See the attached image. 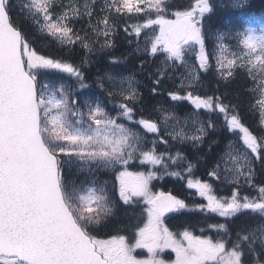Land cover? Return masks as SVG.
Segmentation results:
<instances>
[{"label": "snow or ice", "instance_id": "6c2138e0", "mask_svg": "<svg viewBox=\"0 0 264 264\" xmlns=\"http://www.w3.org/2000/svg\"><path fill=\"white\" fill-rule=\"evenodd\" d=\"M251 8L0 0V264H264V17ZM219 13L229 22L213 27ZM172 178L188 196L157 190Z\"/></svg>", "mask_w": 264, "mask_h": 264}, {"label": "trees", "instance_id": "16d2710c", "mask_svg": "<svg viewBox=\"0 0 264 264\" xmlns=\"http://www.w3.org/2000/svg\"><path fill=\"white\" fill-rule=\"evenodd\" d=\"M251 12L256 16V17H264V0H252V8H251ZM229 22L228 19V15L227 13H219L216 16L212 17V19L209 21V23L213 26L216 27L218 25L221 24H226ZM118 47L116 49L115 55L119 56L121 53H126L130 51V46L122 39L117 41ZM142 57H133L130 60V63L128 65V67H134V66H138L139 63V59ZM149 71H151V69H149ZM140 79H143V77H140ZM150 82L145 81V84H149ZM235 87V85H234ZM221 91H223V88L221 89ZM143 94L146 98L147 104L149 109L151 108L152 105H157V107H159V105L157 104V101H160L161 103H163L164 97L163 96H156V97H150L149 93L147 91V87H145L143 89ZM165 107H167V105H164ZM191 111V108L187 105V104H182L179 107L178 113L177 115L183 117V115L186 112ZM214 119H217V117H213ZM245 122L249 125L254 123V118L250 115L245 114ZM136 170V169H135ZM194 177L195 178H199V179H203V180H208V176L206 175V171H205V167L202 165L195 173H194ZM179 184L178 182H175V180L172 179H165L163 180L162 186L163 188H167V190H174L175 186ZM184 187V184H183ZM186 190V189H184ZM187 191V190H186ZM177 194L180 196H188V194L186 193H180L177 190Z\"/></svg>", "mask_w": 264, "mask_h": 264}, {"label": "rangeland", "instance_id": "374dc122", "mask_svg": "<svg viewBox=\"0 0 264 264\" xmlns=\"http://www.w3.org/2000/svg\"><path fill=\"white\" fill-rule=\"evenodd\" d=\"M101 67H103V65H101ZM95 71V69H93V72ZM90 76H91V74H90ZM88 83H91V79H89V81H88ZM92 90V91H91ZM91 90H89V95H93V94H98V90L97 89H95V88H93V89H91ZM173 123L174 122H169V128H171L172 126H173ZM138 170L137 168H135V167H133L132 169H130V170H132V171H136V170ZM174 180H175V182H178L179 184H177L175 187H181V186H183V184L185 185V182L184 181H177L175 178H173ZM199 179V178H198ZM157 183V187H161L160 185H162V183H163V181H158V182H156ZM192 191H194V190H192ZM193 219H196L195 217L193 218ZM183 222V218H179V219H174L173 221H171V224L173 225V226H176V225H178V224H180V223H182Z\"/></svg>", "mask_w": 264, "mask_h": 264}, {"label": "flooded vegetation", "instance_id": "af4514ba", "mask_svg": "<svg viewBox=\"0 0 264 264\" xmlns=\"http://www.w3.org/2000/svg\"><path fill=\"white\" fill-rule=\"evenodd\" d=\"M175 227V226H174ZM170 257V254L169 253H166L165 254V258L167 259V258H169Z\"/></svg>", "mask_w": 264, "mask_h": 264}]
</instances>
